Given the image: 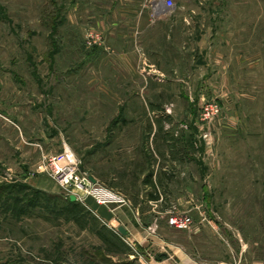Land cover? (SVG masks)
<instances>
[{"label": "rangeland", "instance_id": "374dc122", "mask_svg": "<svg viewBox=\"0 0 264 264\" xmlns=\"http://www.w3.org/2000/svg\"><path fill=\"white\" fill-rule=\"evenodd\" d=\"M150 2L0 0V264L145 253L89 216L91 197L68 215L82 192L55 160L207 264H264V0H172L154 22Z\"/></svg>", "mask_w": 264, "mask_h": 264}, {"label": "crops", "instance_id": "0c3cea01", "mask_svg": "<svg viewBox=\"0 0 264 264\" xmlns=\"http://www.w3.org/2000/svg\"><path fill=\"white\" fill-rule=\"evenodd\" d=\"M163 2L164 0H151L149 10L152 22L160 19L161 12L164 10ZM123 4L122 1L120 7L110 13V22L115 31L118 30L119 26L128 25L127 22H130L128 9ZM85 207L89 216L108 229L117 231L118 227H123L127 233L123 238L145 250L143 255L138 256L139 259L135 258L136 264H207V261L199 257L198 253L187 250L179 242L170 241L161 232L156 234L151 232V227L140 223L129 207H119L112 211L106 207L97 206L93 201L86 204ZM165 229L172 230L169 226ZM220 264L225 263L221 262ZM237 264L243 263L240 260Z\"/></svg>", "mask_w": 264, "mask_h": 264}, {"label": "built area", "instance_id": "2783aa9c", "mask_svg": "<svg viewBox=\"0 0 264 264\" xmlns=\"http://www.w3.org/2000/svg\"><path fill=\"white\" fill-rule=\"evenodd\" d=\"M163 6L166 10H170L173 8L172 0H164ZM215 112H217V107H214ZM53 166L50 168L51 174L54 178H58V183L65 185H74L79 188L82 192L81 195L76 193H70V195H74L77 201L83 202V199L86 197H91L97 205H109V204H128L127 200L123 198L117 192L112 191L111 189L102 186L96 180L95 182H91L89 176L87 175H79L78 166L67 164V163H59L58 161L52 162ZM191 221L188 217L172 215L168 219V224L178 230L186 229L190 225Z\"/></svg>", "mask_w": 264, "mask_h": 264}, {"label": "trees", "instance_id": "16d2710c", "mask_svg": "<svg viewBox=\"0 0 264 264\" xmlns=\"http://www.w3.org/2000/svg\"><path fill=\"white\" fill-rule=\"evenodd\" d=\"M68 201V206L70 210H66V212L68 213V215H71L73 217H76L78 212V206L74 204V202H70L69 199L67 198ZM113 236V235H111Z\"/></svg>", "mask_w": 264, "mask_h": 264}, {"label": "water", "instance_id": "95a60500", "mask_svg": "<svg viewBox=\"0 0 264 264\" xmlns=\"http://www.w3.org/2000/svg\"><path fill=\"white\" fill-rule=\"evenodd\" d=\"M166 9L164 8V10L163 11H165ZM90 181L91 182H95V180L93 179V178H90ZM76 200V198H75V196L74 195H70L69 196V201L70 202H74ZM117 232H118V234L120 235V236H126V231H125V229L123 228V227H118L117 228Z\"/></svg>", "mask_w": 264, "mask_h": 264}]
</instances>
